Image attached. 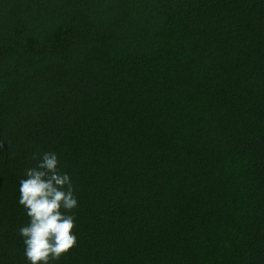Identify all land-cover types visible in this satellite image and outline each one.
Returning a JSON list of instances; mask_svg holds the SVG:
<instances>
[{"label": "trees", "instance_id": "trees-1", "mask_svg": "<svg viewBox=\"0 0 264 264\" xmlns=\"http://www.w3.org/2000/svg\"><path fill=\"white\" fill-rule=\"evenodd\" d=\"M44 152L79 201L54 264H264V0H0V264Z\"/></svg>", "mask_w": 264, "mask_h": 264}, {"label": "clouds", "instance_id": "clouds-1", "mask_svg": "<svg viewBox=\"0 0 264 264\" xmlns=\"http://www.w3.org/2000/svg\"><path fill=\"white\" fill-rule=\"evenodd\" d=\"M33 159L36 165L19 182V203L29 218L19 235L28 264H54L78 243L74 210L79 201L57 153L34 154Z\"/></svg>", "mask_w": 264, "mask_h": 264}]
</instances>
